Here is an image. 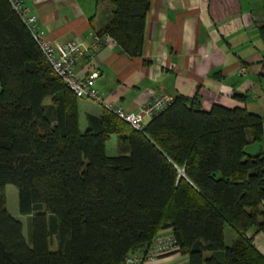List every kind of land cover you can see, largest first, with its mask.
I'll list each match as a JSON object with an SVG mask.
<instances>
[{"label":"trees","instance_id":"trees-1","mask_svg":"<svg viewBox=\"0 0 264 264\" xmlns=\"http://www.w3.org/2000/svg\"><path fill=\"white\" fill-rule=\"evenodd\" d=\"M93 1L112 6L98 34L140 55L149 0ZM36 45L0 0V264H120L166 228L189 264H264L246 235L264 232V153L244 149L261 138V117L178 95L142 131L107 112L81 132L77 97ZM112 133L124 153L106 154ZM7 184L31 219L29 242ZM229 225L237 237L226 246Z\"/></svg>","mask_w":264,"mask_h":264},{"label":"crops","instance_id":"crops-1","mask_svg":"<svg viewBox=\"0 0 264 264\" xmlns=\"http://www.w3.org/2000/svg\"><path fill=\"white\" fill-rule=\"evenodd\" d=\"M148 4L140 55H128L117 43H108L90 58L81 57L75 75L83 78L97 71L93 81L103 102L126 112H137L146 98L162 94L197 98L206 111L215 104L244 107L263 120L261 138L244 149L250 155L264 153V0H149ZM22 6L27 15H35L37 30L52 45L74 40L83 49L92 45L112 14L110 2L93 0H22ZM77 106L81 132L89 126L87 117L109 112L86 97L77 98ZM117 140L112 133L105 141L109 156L124 153ZM160 234H171V229ZM236 235L226 226L225 245H231ZM246 235L264 260V232L251 228ZM188 261L187 254L176 250L147 264Z\"/></svg>","mask_w":264,"mask_h":264},{"label":"built area","instance_id":"built-area-1","mask_svg":"<svg viewBox=\"0 0 264 264\" xmlns=\"http://www.w3.org/2000/svg\"><path fill=\"white\" fill-rule=\"evenodd\" d=\"M13 10H15L23 19V22L31 31L43 58L51 67V70L62 80L77 97H86L97 101L103 105L113 116L126 122L133 129L142 131L145 125L144 119H153L157 114L165 111L174 102L175 98L171 95H158L146 98L137 112H126L122 108L103 102L101 95L95 88L94 81L98 75L97 71L89 73L86 77H77L75 75V66L81 57L90 58L96 51H99L108 43L115 40L107 33L96 34L94 41L88 49H83L81 44L74 40H68L61 44L52 45L37 30L35 25V15H27V9L22 6V0H9ZM152 242L146 252L137 251L130 253L120 262V264H147L157 258L158 255L177 249L176 241L171 234H158L152 238Z\"/></svg>","mask_w":264,"mask_h":264},{"label":"rangeland","instance_id":"rangeland-1","mask_svg":"<svg viewBox=\"0 0 264 264\" xmlns=\"http://www.w3.org/2000/svg\"><path fill=\"white\" fill-rule=\"evenodd\" d=\"M50 102L49 99H46L45 103L48 104ZM250 134L248 133V136ZM249 149V148H247ZM250 150V149H249ZM107 152H110V149H108ZM5 196H6V208L8 209L9 213H11L12 215L15 216V218H17V220H20L22 222L23 225V235L24 238L27 242H29V234L31 231V219L29 218V216L26 215H21L18 211V190L16 188V186L12 185V184H7L5 186ZM230 229L229 227L226 228V230ZM55 239L54 237L50 238V249H55L56 248V244L54 243Z\"/></svg>","mask_w":264,"mask_h":264}]
</instances>
